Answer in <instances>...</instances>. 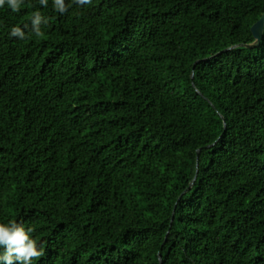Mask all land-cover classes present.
Segmentation results:
<instances>
[{
  "label": "trees",
  "instance_id": "16d2710c",
  "mask_svg": "<svg viewBox=\"0 0 264 264\" xmlns=\"http://www.w3.org/2000/svg\"><path fill=\"white\" fill-rule=\"evenodd\" d=\"M65 3L0 6V223L32 264H264V0Z\"/></svg>",
  "mask_w": 264,
  "mask_h": 264
},
{
  "label": "clouds",
  "instance_id": "9594fccd",
  "mask_svg": "<svg viewBox=\"0 0 264 264\" xmlns=\"http://www.w3.org/2000/svg\"><path fill=\"white\" fill-rule=\"evenodd\" d=\"M8 7L13 11H19L23 0H7ZM40 4L47 7V0H39ZM92 0H73L78 6L91 4ZM5 4V0H0V6ZM53 7L56 12L64 14L68 11L69 5L65 0H53ZM47 24L48 21L42 17L39 11L32 13L31 33L26 34L19 27L14 26L10 29V36L24 40L28 35L34 34L37 37L43 35L41 24ZM32 228H25L23 223L17 221H9L8 223H0V264H32L33 260H38L45 255L42 245L31 235Z\"/></svg>",
  "mask_w": 264,
  "mask_h": 264
},
{
  "label": "water",
  "instance_id": "95a60500",
  "mask_svg": "<svg viewBox=\"0 0 264 264\" xmlns=\"http://www.w3.org/2000/svg\"><path fill=\"white\" fill-rule=\"evenodd\" d=\"M264 29V15L260 17V19L251 27V35L254 39V43L248 46H242L243 48H257L260 45V41L262 38V33Z\"/></svg>",
  "mask_w": 264,
  "mask_h": 264
}]
</instances>
